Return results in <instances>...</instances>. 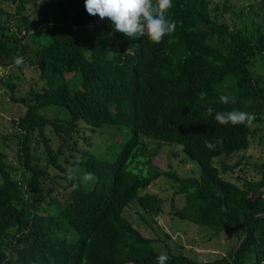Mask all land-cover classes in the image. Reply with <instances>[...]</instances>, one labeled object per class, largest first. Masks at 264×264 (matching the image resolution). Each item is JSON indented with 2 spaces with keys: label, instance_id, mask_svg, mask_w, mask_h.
I'll return each mask as SVG.
<instances>
[{
  "label": "trees",
  "instance_id": "obj_1",
  "mask_svg": "<svg viewBox=\"0 0 264 264\" xmlns=\"http://www.w3.org/2000/svg\"><path fill=\"white\" fill-rule=\"evenodd\" d=\"M6 1L0 86L25 110L12 120L17 165L0 150V264H157L161 254L166 264H264V161L253 163L258 177L240 185L222 176L240 164L226 158L248 149L252 130L214 118L231 110L264 115V74L253 68L264 63V0H172L167 15L176 28L160 43L114 32L106 18L95 22L84 0ZM16 56L43 81L18 97L7 71L23 66ZM221 95L235 103L222 104ZM50 105L69 116L41 113ZM105 125L116 129L105 156L82 149L87 131ZM166 145L179 146L199 176L152 163ZM69 169L96 180L69 179ZM160 176L183 195L180 208L171 198L175 217L225 235L226 253L208 263L173 253L125 215L135 202L143 224L156 228L163 199L147 189Z\"/></svg>",
  "mask_w": 264,
  "mask_h": 264
},
{
  "label": "rangeland",
  "instance_id": "obj_2",
  "mask_svg": "<svg viewBox=\"0 0 264 264\" xmlns=\"http://www.w3.org/2000/svg\"><path fill=\"white\" fill-rule=\"evenodd\" d=\"M211 1L213 3H220L222 0ZM246 1L255 2L256 0H239V3L240 5H244ZM11 12L12 7L8 6V1L0 0V26L5 25L6 22L9 24V15ZM33 18H35V16H32V19ZM99 19L100 18L96 16L95 22ZM31 29H37L39 32L44 33L46 27L32 22ZM253 68L256 72L264 74V63L260 60L254 64ZM7 71L12 75L11 80L15 83L14 95L17 97L25 95L30 87L40 89L43 85V81L38 78V73L27 63H24L21 69H15L13 67L9 68ZM5 77V79H7L6 75ZM9 94L10 92L5 86H0V150L6 153V161L16 166L18 130L12 123V120L23 114L25 106L12 100ZM41 113L54 118L69 116V112L66 108L55 105L45 107L41 110ZM260 118L261 120H254L249 124L252 135L250 137L248 149L244 152L232 154L230 157L226 158L227 163L232 164L240 157V164L235 166L230 172H220L222 176L231 179L238 185L241 184L242 179H256L258 177V171L253 163L264 161V115H260ZM114 129L113 126L105 125L96 129L95 132L87 131L88 138L86 141L81 142L82 149H88L101 157L105 156L107 147L111 143L114 135ZM46 131L51 137L52 145L54 147L58 146V144H60L58 137L49 131V127H47ZM40 150L38 151L40 152ZM220 158L222 157L215 158V161ZM152 163L164 170H169V168L172 167L177 174L183 177H198L200 173L197 163L187 158L180 147L176 145L164 146L159 155L152 160ZM68 167L71 168L70 165ZM79 173L81 175L83 174L80 170ZM147 190L157 194L163 199V211L159 216H154V221H156L154 226L156 228L151 229L143 224L141 218L135 212V210H138V206L135 202L130 204L125 212V215L141 229L144 236L155 240L159 239L162 241L161 245H166L173 253H182L207 263L210 262L212 258L220 256L223 252L226 253L224 251L225 235L215 236L210 233L212 229L209 227L197 226L175 217L172 206L174 205L175 208L182 207L184 205V198L181 194H174L175 184L169 178L160 176ZM53 192H55V190H53ZM172 197L174 199L173 205L171 204Z\"/></svg>",
  "mask_w": 264,
  "mask_h": 264
},
{
  "label": "clouds",
  "instance_id": "obj_3",
  "mask_svg": "<svg viewBox=\"0 0 264 264\" xmlns=\"http://www.w3.org/2000/svg\"><path fill=\"white\" fill-rule=\"evenodd\" d=\"M86 12L100 19H108L113 26V31L121 33L128 38L136 39L147 36L153 43L162 42L165 36L171 35L176 28L175 21L171 20L167 13L173 7L172 0H84ZM16 65L23 64V57H14ZM219 101L222 104L235 103L234 97L221 95ZM214 109L209 106L207 113L212 115ZM215 120L221 125L251 124L255 120V114L246 111L231 110L215 112ZM205 146L214 150L216 143L205 140ZM81 159L76 157V161ZM68 178L79 180L84 184L95 182L96 177L92 173H85L82 177L76 176L75 169H69ZM73 189L79 187L78 183L72 185ZM168 257L159 255L157 264H166Z\"/></svg>",
  "mask_w": 264,
  "mask_h": 264
},
{
  "label": "water",
  "instance_id": "obj_4",
  "mask_svg": "<svg viewBox=\"0 0 264 264\" xmlns=\"http://www.w3.org/2000/svg\"><path fill=\"white\" fill-rule=\"evenodd\" d=\"M240 241H241V239H240ZM240 241H239V242H240Z\"/></svg>",
  "mask_w": 264,
  "mask_h": 264
}]
</instances>
